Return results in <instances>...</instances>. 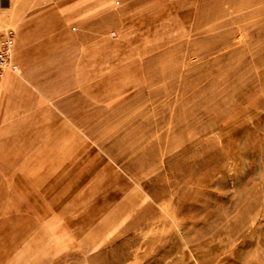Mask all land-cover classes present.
Segmentation results:
<instances>
[{
    "label": "rangeland",
    "instance_id": "rangeland-1",
    "mask_svg": "<svg viewBox=\"0 0 264 264\" xmlns=\"http://www.w3.org/2000/svg\"><path fill=\"white\" fill-rule=\"evenodd\" d=\"M5 29L0 264H264V0H0Z\"/></svg>",
    "mask_w": 264,
    "mask_h": 264
},
{
    "label": "built area",
    "instance_id": "built-area-1",
    "mask_svg": "<svg viewBox=\"0 0 264 264\" xmlns=\"http://www.w3.org/2000/svg\"><path fill=\"white\" fill-rule=\"evenodd\" d=\"M15 40V32L11 29H5L0 34V79L19 72V66L13 57Z\"/></svg>",
    "mask_w": 264,
    "mask_h": 264
},
{
    "label": "crops",
    "instance_id": "crops-1",
    "mask_svg": "<svg viewBox=\"0 0 264 264\" xmlns=\"http://www.w3.org/2000/svg\"><path fill=\"white\" fill-rule=\"evenodd\" d=\"M15 46H16V45H15ZM13 57H14V59H15V61H16V52H15V49H14ZM16 63H18V61H16ZM18 65H19V72H21V66H20L19 63H18ZM19 72H18V73H19ZM3 115H4V113H2V105H1V103H0V125H1L2 122L4 121V117H3ZM114 263H117V261L114 262Z\"/></svg>",
    "mask_w": 264,
    "mask_h": 264
},
{
    "label": "bare ground",
    "instance_id": "bare-ground-1",
    "mask_svg": "<svg viewBox=\"0 0 264 264\" xmlns=\"http://www.w3.org/2000/svg\"><path fill=\"white\" fill-rule=\"evenodd\" d=\"M264 262V261H263Z\"/></svg>",
    "mask_w": 264,
    "mask_h": 264
}]
</instances>
